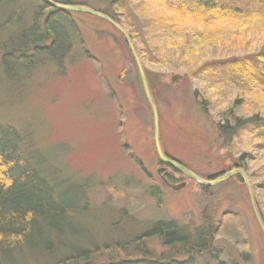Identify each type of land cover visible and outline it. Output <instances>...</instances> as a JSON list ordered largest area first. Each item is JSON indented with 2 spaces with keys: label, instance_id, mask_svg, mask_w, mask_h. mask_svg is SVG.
I'll use <instances>...</instances> for the list:
<instances>
[{
  "label": "rangeland",
  "instance_id": "rangeland-1",
  "mask_svg": "<svg viewBox=\"0 0 264 264\" xmlns=\"http://www.w3.org/2000/svg\"><path fill=\"white\" fill-rule=\"evenodd\" d=\"M60 1L114 11L106 0ZM223 1L244 9L245 18L236 27L187 29L170 39L159 31L153 35L159 46L176 44L168 46V56L161 49L155 51L153 62L143 57L138 39L132 43L153 87L164 153L208 180L240 165L264 222V126L250 123L231 138L220 131L235 111L242 120L260 113L259 119L264 117V74L258 77L261 91L249 90V84L235 79L239 76L234 77L227 64L263 51L264 0ZM10 12H3L2 19ZM165 12L156 0H127L116 16L130 33L143 27L146 17L156 20ZM73 14L80 39L73 37L63 58L40 57L36 60L40 64L18 80L3 79L0 85V124L20 130L28 149L43 155L52 173L93 184L87 192L88 208L80 207L71 217L76 230L73 242L99 248L97 264L110 256L140 264H264V235L245 182L234 178L203 189L162 164L155 146L153 110L124 38L107 21ZM16 24L0 33L1 43ZM187 39H196L198 52L177 50ZM209 62L218 67L206 74L199 71ZM256 66L264 70V61ZM161 169L166 174H160ZM163 178L186 187L173 191ZM155 187L157 195L152 194ZM159 222H174L192 239L202 230H212L213 246L189 257L181 247L174 251L157 236L139 244L138 238ZM83 235L84 239L77 238Z\"/></svg>",
  "mask_w": 264,
  "mask_h": 264
},
{
  "label": "trees",
  "instance_id": "trees-1",
  "mask_svg": "<svg viewBox=\"0 0 264 264\" xmlns=\"http://www.w3.org/2000/svg\"><path fill=\"white\" fill-rule=\"evenodd\" d=\"M106 1L114 10L113 14L102 10L99 12L120 25L121 22L116 15L118 11L126 8L127 0ZM19 2L20 0H0V18L2 19L3 12L11 11L9 17L0 21V33L9 31L6 27L12 22L17 23L11 28L13 32L9 34L8 40L0 42V85L3 79L18 80L24 73L40 64L36 63L40 57L52 60L63 58L70 51L73 37L80 39L79 28L72 17L73 12L58 10L50 6L46 0H37L34 4L26 0H22V4ZM54 2L70 5L69 1ZM156 2L164 6L166 11L164 15L156 20L146 17L141 21L143 27L136 26L137 30L133 29L129 31L130 33L126 31L129 36L131 35V40H139L143 57L151 62L155 51L161 49L168 56V46L176 44L166 43L159 46L153 37L159 31L164 32L170 39L177 37L179 31L184 32L187 29H213L219 24L226 27L231 24L236 27L238 22L245 18L242 14L243 8L223 0H156ZM14 12L18 14L14 16ZM212 29H208L210 33ZM117 31L130 50L126 38L119 30ZM204 33L205 31H202V38L206 37ZM175 39L171 41H177ZM177 50L192 54L199 49L196 39H187L181 41ZM131 55L136 64L132 52ZM263 61L264 46L263 51L257 54L235 58L227 64L234 77L239 76L235 79L243 84H249V90H260L262 83L258 77L264 74V70H259L256 65ZM214 64L205 63L199 71L209 73L218 67ZM136 70L140 88L145 94L137 65ZM148 84L153 95V87L149 80ZM233 113L226 117V123L220 125L221 133L229 138L237 135L246 125L249 127L250 123L260 129L264 126L261 123H264L261 120H264V117L259 119L261 113L249 120H242L236 111ZM229 119L232 120L231 124L228 122ZM28 148L20 130L12 125L0 124V264H97L96 261L101 258L99 248L90 249L74 243L76 230L71 220L80 207L88 208L87 192L93 184L89 181H76L68 175L57 176L50 171L43 155L34 154L33 149ZM236 168L241 169L238 164ZM234 178L244 181L240 176ZM207 188L210 187H203ZM157 193L158 188H153L152 194ZM211 232L213 231L202 230L192 239L179 230L174 222H159L150 232L139 237L138 243L142 244L143 240L157 236L164 245L173 247L174 251H179L180 249L176 248L179 246L184 255L192 257L208 251L210 246H213L214 236L209 235ZM77 238L84 239V235ZM211 242L212 245H209ZM104 262L140 264L139 261L135 262L130 258L119 259L111 256Z\"/></svg>",
  "mask_w": 264,
  "mask_h": 264
},
{
  "label": "water",
  "instance_id": "water-1",
  "mask_svg": "<svg viewBox=\"0 0 264 264\" xmlns=\"http://www.w3.org/2000/svg\"><path fill=\"white\" fill-rule=\"evenodd\" d=\"M46 1L50 6L56 8L58 10H61V11L82 13V14L94 16L96 18L105 20L108 23H110L111 25H113L117 30H119L123 34V36L126 38L128 46H129V48H130V50L134 56V59L136 61L146 97H147V99H148V101L152 107V110H153L154 121H155V135H154L155 146H156V151H157V154H158V157H159L161 163L166 165L167 167L173 169L175 172H177V173H179V174H181V175H183L189 179L196 181L202 187H213V186L219 185L221 183L227 182L236 176L242 177V179L244 180V182L247 186V190L249 193L252 208L254 210L257 221H258L259 226H260L262 233L264 235V222H263L262 217L260 215V212L258 210L257 202H256V199L254 196L252 186H251L249 179H248L244 170L236 168L234 170H231L229 172L222 174L221 176H219L216 179H213V180L203 179V178L199 177L198 175H196L195 173H193L187 167L182 165L180 162L168 157L164 153L162 146H161V142H160V136H159V123H158L157 107H156V104H155L154 99L152 97L141 59H140V57H139V55H138V53H137V51H136V49L132 43L131 37L126 32V30H124L118 23H116L114 20H112L109 16H107V15H105L99 11H95L91 8H88L85 6H73V5L56 3V2H54V0H46ZM161 171H163V169H161L159 171V173H161ZM164 181H165V184L173 191L178 192V191H180L186 187V183H182L179 185H173V184L168 183L166 179H164Z\"/></svg>",
  "mask_w": 264,
  "mask_h": 264
},
{
  "label": "flooded vegetation",
  "instance_id": "flooded-vegetation-1",
  "mask_svg": "<svg viewBox=\"0 0 264 264\" xmlns=\"http://www.w3.org/2000/svg\"><path fill=\"white\" fill-rule=\"evenodd\" d=\"M165 169H163V171H161L160 174H166V171H164ZM164 177V176H163ZM165 178H163V181H164ZM165 182V181H164Z\"/></svg>",
  "mask_w": 264,
  "mask_h": 264
}]
</instances>
